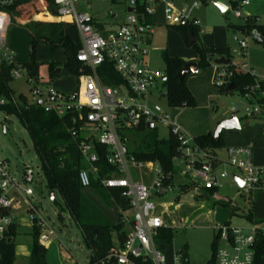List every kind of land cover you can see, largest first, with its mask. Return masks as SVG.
Returning <instances> with one entry per match:
<instances>
[{"label":"built area","instance_id":"obj_1","mask_svg":"<svg viewBox=\"0 0 264 264\" xmlns=\"http://www.w3.org/2000/svg\"><path fill=\"white\" fill-rule=\"evenodd\" d=\"M24 1L0 0V108L18 104V97L13 90L10 95L5 93L2 80L7 77L11 84L14 80L25 78L31 84L32 100L29 104L37 105L61 118H68V129L72 137L79 140V150L88 164L79 173L82 187H91L92 177H95L105 188L121 190L134 214L133 220L123 219L130 227L127 238L121 248L108 256V260L115 261V264H141L138 259L153 264H166L164 253L157 248L155 237L160 228L168 226L163 216L157 213L159 206L155 197L172 190L173 184L166 183L169 175L164 173L159 163L138 161L130 155L128 138L124 133L141 122L146 125L152 122L153 128H167L180 141L181 157L174 158L175 161L190 160L187 170H182V174L186 176L191 168L194 170L193 178L202 180L205 189L215 185L217 175L211 164L214 156L188 138L171 113L154 99L157 84L159 80L164 83L162 77L165 74L154 70L149 63V44L154 34L157 13L161 11L169 25L195 26L201 33L204 28L200 20L193 16L194 10L201 3L194 1L191 6H187L178 4L177 0H111L121 1L127 8L126 22L115 31L109 21H102L89 11L93 8L92 0H53L58 11L56 18L74 25L81 41L77 53L79 73L76 77L79 86L76 90L65 92L51 83L41 84L40 74L32 75L26 63H21L16 52L11 49L10 8ZM41 1L43 10L52 17L44 1ZM249 4L250 0H238L237 6L233 7L235 16L241 19L243 25L259 21L258 17L242 12V8ZM241 32L249 33L247 30ZM234 40L247 54L248 39L234 36ZM106 61L112 62L115 71L124 81L122 85H107L102 81L98 69ZM217 69L221 78L217 85L229 84L234 71L228 65H217ZM244 71L255 78V82L247 85L243 93L244 98L253 105L247 109L246 116H264V77L258 76L252 69ZM161 96L166 98L165 87L161 90ZM100 148L106 149L105 160L114 168L110 174H100ZM227 152L229 163L244 182L242 187L248 192L264 191V165L254 162L253 147L230 146ZM215 159L217 161L218 157ZM196 162L210 164V168L199 167ZM39 174V171L35 174L33 168H28L24 180L17 179L9 160L0 149V246L8 238L11 227L16 225L9 210L21 202L27 206V215L32 220L33 228L39 230V242L46 246L52 239L53 227L46 218L39 215L38 205L33 203L34 184ZM222 175L227 173L223 172ZM163 188L165 192L162 194L160 190ZM215 229L217 264L255 263L256 245L260 236L264 235V222L247 226L224 222L217 223ZM173 264H182L181 251L173 255Z\"/></svg>","mask_w":264,"mask_h":264},{"label":"rangeland","instance_id":"obj_2","mask_svg":"<svg viewBox=\"0 0 264 264\" xmlns=\"http://www.w3.org/2000/svg\"><path fill=\"white\" fill-rule=\"evenodd\" d=\"M194 1L201 3L200 0H177V3L191 6ZM216 1L222 2L228 9L222 12L216 4L209 1L207 4L201 3L194 10L193 16L200 20L204 28V31L199 33L200 44L209 47L213 45L229 47L236 68L252 69L258 76L264 77V43L256 40L249 30V33H245L233 27L242 23L233 12V6H237L238 0ZM92 7L89 11L98 19L109 21L115 31L127 20V8L121 1L92 0ZM242 12L258 17L257 24L264 26V0H250V4L242 8ZM114 14L117 16L113 17ZM40 15L42 18L51 17L44 10ZM154 29V34L151 35L153 41L149 44V63L154 70L165 74L163 58L165 51L172 56L184 58L187 62L197 60L196 48L188 43L176 26L167 24L163 13L155 19ZM252 30L258 29L254 27ZM70 31L77 36L72 26ZM234 36L248 39L247 54H244L240 44L234 40ZM9 41L11 49L17 54V59L21 63L28 62L31 44L28 29L18 24L11 25ZM36 60L40 63L41 84L51 83L65 92L78 88L79 81L66 67V55L62 50L51 55L48 45L41 42L36 49ZM51 61L61 64V73L55 75L52 72ZM219 80H221L219 71L213 60L206 69L188 76L187 84L196 97V106H170L166 98L161 96V90L164 89L162 80H159L158 89L155 90L154 99L171 113L191 140L201 134L213 133L221 121L232 115H236L241 124L238 130L222 132L225 146L217 151L218 161L212 165V170L218 178L213 196L217 193L221 200H232L240 215L233 214L232 206L226 207L221 202L213 203L208 196L204 197V192L211 194V190H206L203 187L204 182L198 177L193 178L194 170L190 168L186 176L181 172L187 170L190 160H176L179 170L172 177V190L155 197L159 206L157 213L163 216L168 227L176 229L174 241L163 252L166 264H173V255L184 246L188 248L190 264H208L213 253L212 243L217 239L215 229L217 223L228 222L232 225L247 226L264 222V191L248 192L238 185L234 180L237 171L229 163L227 152V147L230 146L253 145L254 162L262 166L264 116L259 114L258 118L247 117V109L252 108L253 105L244 98L240 90L222 92L221 87L217 85ZM10 86L16 97L22 95L27 102L32 100L31 84L25 78L12 81ZM169 134L167 128H159L160 137H167ZM0 149L9 160L17 179L24 180V173L28 168H33L35 174L37 171L40 173L37 183L34 184L33 203L38 205L39 215L46 218L54 229L52 239L46 245L48 264H87L92 251L84 242L79 226L71 217L60 193L56 192L55 201L50 198L51 190L46 185L41 162L27 128L20 123L15 114H9L2 108H0ZM223 172L227 175L223 176ZM82 194L112 223H118L121 217L134 219L133 211L128 207L129 201L124 196L118 200L92 186L82 189ZM204 200L209 201H205L204 205ZM26 209V204L21 202L16 208L9 210L10 216L17 225L15 241L17 250L20 251L29 249L34 238L32 220L27 215ZM60 215L64 217V221H61ZM248 215H251L252 220H249ZM17 264L24 263L21 261Z\"/></svg>","mask_w":264,"mask_h":264},{"label":"trees","instance_id":"obj_3","mask_svg":"<svg viewBox=\"0 0 264 264\" xmlns=\"http://www.w3.org/2000/svg\"><path fill=\"white\" fill-rule=\"evenodd\" d=\"M43 1L52 17L42 18V15L39 16L43 10L41 0H26L10 8L12 14L11 25L18 24L26 27L31 38L30 59L26 62V65L32 75L39 74L40 63L36 60V49L38 44L43 42L48 45L51 55L62 50L66 55V67L74 76H77L79 73L77 53L81 47V41L78 34L74 36L70 31V27L72 26L76 32L77 30L74 25L56 18L58 11L53 0ZM200 1L203 4L209 2V0ZM233 27L241 31L249 30L251 33L254 31L252 28L254 29L255 27L259 30H257L258 32L264 35V26L253 21L249 24H239ZM177 28L189 44L190 34L193 33L196 39V43L193 46L196 48L198 56L195 61L198 62L200 70L206 69L211 64V61L213 60L214 62L217 57H233L229 47H209L200 44L198 27L181 26ZM163 58L166 75L163 85L166 89L167 103L170 106H196V97L187 84V78L190 75L183 80L177 78V73L183 69L187 61L184 58L172 56L166 51L163 52ZM50 65L52 72L56 75L58 73L57 69L60 68L61 64L51 61ZM228 67L234 71L233 76L230 78V83L235 85L234 89L244 93L245 87L255 82L254 76L240 68H236L233 61ZM98 73L102 81L107 85L120 86L124 83L110 61H106L99 67ZM227 86L228 84L220 86L221 91L230 93L234 90L227 89ZM2 87L6 94H11L12 88L9 78L6 77L2 80ZM2 109L9 114H15L20 123L27 128L34 150L40 159L46 185L50 190L60 193L71 217L79 226L84 242L92 251L89 264H115V261L108 260V256L123 246L130 228L122 217L118 223H112L82 194V189L84 188L82 187L79 173L88 164L79 150V140L74 139L68 129V118H61L54 113L46 112L37 105L29 104L22 95L18 98L17 105L8 104ZM124 135L128 138L130 155L134 156L138 161L159 163L164 173L169 175L166 183L172 184V177L179 170L174 158L181 157L178 137L173 134H169L167 137H160L159 128H148L145 122H141L133 129L126 130ZM194 141L201 149L208 151L214 156L211 162L212 165L218 161L215 159L218 157L217 151L225 146L222 135L215 138L212 132L201 134L195 137ZM105 151V148L99 149L101 160L98 166L101 175L110 174L114 170L113 166L105 160ZM215 185L210 189V200L213 203L221 202L226 207L232 206L231 211L235 213L237 206L232 203V200L212 199L213 193L216 192ZM92 187L103 191L108 196H114L118 200L122 196L121 190L105 188L95 177H92ZM59 218L64 221L62 215ZM248 218L252 220L251 215H248ZM33 229L34 238L29 248V264H48V248L39 242V230L37 228ZM16 234L17 225H13L8 238L0 246V264L16 263ZM175 234V228H160L158 235L155 237L157 248L164 252L174 241ZM9 238H12L11 241H8ZM212 248L213 253L208 264H217L216 240L213 241ZM187 249V246H184L179 250L182 252V264H190ZM138 262L141 264H153L152 262H143L141 259H138ZM254 264H264V235L260 236L256 245Z\"/></svg>","mask_w":264,"mask_h":264},{"label":"water","instance_id":"obj_4","mask_svg":"<svg viewBox=\"0 0 264 264\" xmlns=\"http://www.w3.org/2000/svg\"><path fill=\"white\" fill-rule=\"evenodd\" d=\"M209 1L216 4L221 9L222 12H225L228 9V7L220 1H216V0H209ZM252 36L256 40L260 41L261 43H264V35L261 34L260 32H258L257 30H254L252 32ZM195 43H196V39H195L193 33H191L190 34V44L194 45ZM231 62H232V58L226 57V56H220L214 60V63L216 65H229ZM57 72L60 73L61 68H58ZM199 72H200V67L198 65V62L195 60L188 61L184 65L183 69L177 73V78L180 80H183V79H185L186 76L191 75V74H197ZM162 79L166 80V75H163ZM234 87H235L234 83H230V84H228L227 89H234ZM39 103H41V101H39ZM147 126H148V128H153V123L150 122V123H148ZM240 127H241V124H240L239 118L236 115H232L229 118L224 119L223 121H221L217 125L215 131L213 132V136L216 138V137H219L223 131L238 130V129H240ZM196 165L199 167L205 168V169L210 168V164H206L203 162H196ZM234 180L238 183V185L240 187L243 186L244 182L237 174L234 175ZM214 183L218 184L217 176L215 177ZM164 192H165L164 188L160 190V193L163 194ZM49 195H50V198L52 200H55L56 192L54 190H51ZM11 239L12 238H9L8 241H11Z\"/></svg>","mask_w":264,"mask_h":264},{"label":"crops","instance_id":"obj_5","mask_svg":"<svg viewBox=\"0 0 264 264\" xmlns=\"http://www.w3.org/2000/svg\"><path fill=\"white\" fill-rule=\"evenodd\" d=\"M179 4V3H178ZM162 12L161 11H159L158 13H157V15L155 16V19H157V17L161 14ZM155 30V29H154ZM152 41H153V39H152ZM151 41V42H152ZM214 46V45H213ZM220 46H222V45H220ZM216 47H219V46H216ZM61 73V72H60ZM189 86V85H188ZM190 88V87H189ZM191 89V88H190ZM191 91H192V89H191ZM194 94V93H193ZM174 119V118H173ZM175 120V119H174ZM176 121V120H175ZM252 147H253V145H251ZM264 165V164H263ZM206 190H210V189H206ZM203 196L205 197V196H208V198H209V194L207 193V192H204V194H203ZM197 197H199V196H197ZM212 199H214V200H221L218 196H217V193H216V195H214L213 196V198ZM209 200H210V198H209ZM209 200H204L203 201V204L205 205V201H209ZM240 211L239 210H236V212L235 213H233V214H238V215H240V213H239ZM130 228V227H129ZM21 253V254H20ZM29 256H30V251H29V249H23V250H17V260H16V263L15 264H17L18 262H21L22 261V263H26V262H28V264H29Z\"/></svg>","mask_w":264,"mask_h":264}]
</instances>
